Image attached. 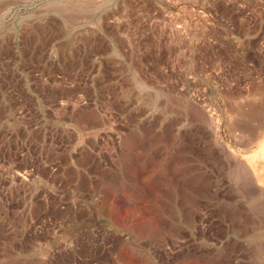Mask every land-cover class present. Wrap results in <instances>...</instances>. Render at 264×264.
I'll return each mask as SVG.
<instances>
[{
    "label": "rangeland",
    "instance_id": "1",
    "mask_svg": "<svg viewBox=\"0 0 264 264\" xmlns=\"http://www.w3.org/2000/svg\"><path fill=\"white\" fill-rule=\"evenodd\" d=\"M262 143L264 0H0V264H264Z\"/></svg>",
    "mask_w": 264,
    "mask_h": 264
},
{
    "label": "bare ground",
    "instance_id": "2",
    "mask_svg": "<svg viewBox=\"0 0 264 264\" xmlns=\"http://www.w3.org/2000/svg\"><path fill=\"white\" fill-rule=\"evenodd\" d=\"M260 134V133H259ZM263 136V135H262ZM262 147L264 148V143H262ZM257 151H258V149H257ZM260 152V151H259ZM264 155V154H263ZM258 164V163H257ZM250 166V165H249ZM249 168H251V167H249ZM255 168V167H254ZM248 169V168H247ZM255 170V169H254ZM250 171V170H249ZM248 171V172H249ZM256 171V170H255ZM247 172V171H246ZM250 173H251V171H250ZM253 174V173H252ZM254 175V174H253ZM252 175V176H253ZM249 176V175H248ZM255 178V177H254ZM248 179V178H247ZM246 182V181H245ZM254 182H256L255 180H254ZM258 182V181H257ZM254 184V183H253ZM264 187V186H263ZM257 188V187H256ZM257 189H259V188H257ZM254 191V190H253ZM264 191V190H263ZM262 193V192H261ZM104 206H106V204L104 203Z\"/></svg>",
    "mask_w": 264,
    "mask_h": 264
}]
</instances>
